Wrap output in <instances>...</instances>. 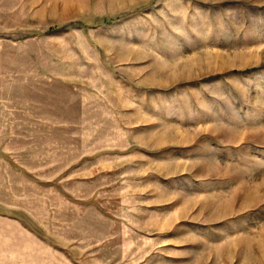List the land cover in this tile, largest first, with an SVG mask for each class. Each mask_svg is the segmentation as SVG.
I'll list each match as a JSON object with an SVG mask.
<instances>
[{
    "label": "rangeland",
    "instance_id": "rangeland-1",
    "mask_svg": "<svg viewBox=\"0 0 264 264\" xmlns=\"http://www.w3.org/2000/svg\"><path fill=\"white\" fill-rule=\"evenodd\" d=\"M0 264H264V0H0Z\"/></svg>",
    "mask_w": 264,
    "mask_h": 264
}]
</instances>
